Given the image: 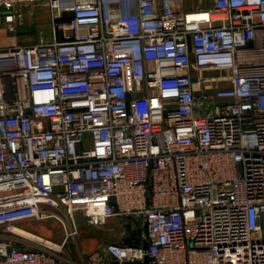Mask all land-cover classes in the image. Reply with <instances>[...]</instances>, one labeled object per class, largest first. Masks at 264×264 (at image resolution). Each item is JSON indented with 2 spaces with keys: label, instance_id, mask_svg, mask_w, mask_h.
<instances>
[{
  "label": "built area",
  "instance_id": "obj_1",
  "mask_svg": "<svg viewBox=\"0 0 264 264\" xmlns=\"http://www.w3.org/2000/svg\"><path fill=\"white\" fill-rule=\"evenodd\" d=\"M206 2L0 0L8 31L23 6L51 22L50 40L0 45L3 232L119 217L140 242L84 264H264V0ZM14 236L0 264H63Z\"/></svg>",
  "mask_w": 264,
  "mask_h": 264
},
{
  "label": "rangeland",
  "instance_id": "obj_2",
  "mask_svg": "<svg viewBox=\"0 0 264 264\" xmlns=\"http://www.w3.org/2000/svg\"><path fill=\"white\" fill-rule=\"evenodd\" d=\"M196 0H185L186 4L190 7L187 9L196 8L193 5ZM202 7H206V0H201ZM198 8V7H197ZM196 8V9H197ZM23 18L19 22H15L14 30L8 31L5 25H0V45L9 41L11 36L16 37L18 43H30L36 42L40 38L44 40L51 39L50 32V20L48 17L47 8L41 4L32 5L31 7H22ZM19 22V23H18ZM62 220L56 218H48L44 220L27 219L16 222L14 229L25 231L32 237H38L45 241L61 244L60 242L66 239L63 246L64 251L69 252L75 260L78 261L79 254L84 252H90L92 245L97 243L98 240L104 241V243L118 242L124 243L132 239L141 238L144 234V227L140 224L132 225L129 220L125 218L113 217L100 224H90L87 221V217L81 214L75 216L74 223L77 230V234L73 237L66 238V233L69 231V223L64 218L63 213H59ZM71 229V227H70ZM9 234L3 232L0 228V244L3 242V238ZM80 240L89 241V248H83V251H77V248H81V245L77 242ZM31 248V247H28Z\"/></svg>",
  "mask_w": 264,
  "mask_h": 264
},
{
  "label": "crops",
  "instance_id": "obj_3",
  "mask_svg": "<svg viewBox=\"0 0 264 264\" xmlns=\"http://www.w3.org/2000/svg\"><path fill=\"white\" fill-rule=\"evenodd\" d=\"M113 217H111V218H108V219H112ZM107 219V220H108ZM126 220H128V219H126ZM130 222V221H129ZM131 223V222H130ZM31 235V234H30ZM14 235H12V234H9L7 237H4L3 238V240L4 239H7V238H10V237H13ZM33 236V235H32ZM14 237H17V236H14ZM17 238H19V239H22L23 241H21L20 243H21V246H25V247H32V248H37L38 246H42L40 243H38L36 240H34V239H29V238H26V237H17ZM38 238V237H37ZM132 240H134V239H132ZM89 241H91V240H89ZM89 241H85V240H80L79 242H77L78 243V245L80 244L81 245V248L79 249V248H77V251L79 250L80 252L81 251H83L84 249L83 248H89ZM65 242H66V239H64V241H62V242H60L61 244L59 245V244H56V243H54V242H52V243H54L56 246H57V248H58V251H56V255L58 256V258H60V259H62V261H63V264H84V262H83V255H85L86 253H90V252H93V251H95V250H100V249H102V247L106 244V243H104V241H102V240H98L97 241V243H95V244H93L92 245V250L90 251V252H84V253H81V254H79V259H78V261L77 260H75V258L74 257H72L71 255H70V253L69 252H66V250L67 251H69V249H67L66 248V250L64 251V249H63V246H64V244H65ZM78 251V252H79Z\"/></svg>",
  "mask_w": 264,
  "mask_h": 264
},
{
  "label": "water",
  "instance_id": "obj_4",
  "mask_svg": "<svg viewBox=\"0 0 264 264\" xmlns=\"http://www.w3.org/2000/svg\"><path fill=\"white\" fill-rule=\"evenodd\" d=\"M143 248L146 249L147 248V243L146 240H143ZM112 264H119L117 261H113ZM122 264H147V258H145L142 262H123Z\"/></svg>",
  "mask_w": 264,
  "mask_h": 264
},
{
  "label": "bare ground",
  "instance_id": "obj_5",
  "mask_svg": "<svg viewBox=\"0 0 264 264\" xmlns=\"http://www.w3.org/2000/svg\"><path fill=\"white\" fill-rule=\"evenodd\" d=\"M13 230H14V231H17L18 233H21V234L24 235L26 238H29V239H35V238H36V237L33 238L32 235L26 233L25 231H22V230H19V229H14V228H13ZM48 241H49V240H48Z\"/></svg>",
  "mask_w": 264,
  "mask_h": 264
},
{
  "label": "trees",
  "instance_id": "obj_6",
  "mask_svg": "<svg viewBox=\"0 0 264 264\" xmlns=\"http://www.w3.org/2000/svg\"><path fill=\"white\" fill-rule=\"evenodd\" d=\"M140 240H141V238H138V239H134V240L125 241L124 243H134V242L138 243V242H140Z\"/></svg>",
  "mask_w": 264,
  "mask_h": 264
}]
</instances>
